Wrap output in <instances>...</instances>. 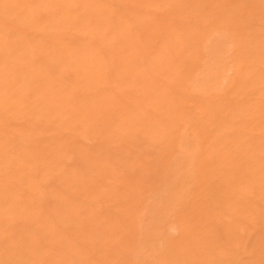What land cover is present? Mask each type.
Masks as SVG:
<instances>
[{
  "label": "rangeland",
  "instance_id": "1",
  "mask_svg": "<svg viewBox=\"0 0 264 264\" xmlns=\"http://www.w3.org/2000/svg\"><path fill=\"white\" fill-rule=\"evenodd\" d=\"M0 264H264V0H0Z\"/></svg>",
  "mask_w": 264,
  "mask_h": 264
}]
</instances>
